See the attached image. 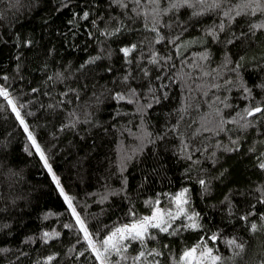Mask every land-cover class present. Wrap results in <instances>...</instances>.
I'll return each instance as SVG.
<instances>
[{"label":"snow or ice","instance_id":"obj_1","mask_svg":"<svg viewBox=\"0 0 264 264\" xmlns=\"http://www.w3.org/2000/svg\"><path fill=\"white\" fill-rule=\"evenodd\" d=\"M37 17L48 40L25 29ZM81 33L93 51L54 70ZM5 51L0 123L18 125L64 209L38 217L56 216L59 228L13 244L38 205L17 191L24 169L12 133L3 136L0 264H264V0H7ZM35 72L43 79H30ZM109 103L105 126L98 114ZM92 130L119 137L95 213L55 158L61 133L92 139L76 162L86 171L102 148Z\"/></svg>","mask_w":264,"mask_h":264},{"label":"trees","instance_id":"obj_2","mask_svg":"<svg viewBox=\"0 0 264 264\" xmlns=\"http://www.w3.org/2000/svg\"><path fill=\"white\" fill-rule=\"evenodd\" d=\"M7 3V0H0V10H4V5ZM67 19V13L64 14L62 20ZM57 24L64 30V24L58 20ZM26 30H35L38 34L44 31V39L48 40L49 37L46 34V30H42L39 27V18L35 21H31L25 25ZM71 39V38H70ZM55 43L59 44L58 41ZM75 42L80 45L79 49L72 48L69 44H64L61 50L60 56L56 58V62L54 65V70L60 69V62L68 63L71 62L73 65L78 64L83 58H86L88 54H90L95 48V44L90 40L87 42V51L84 50L85 40L83 38V34L79 38H76ZM198 48H193L192 51H197ZM187 54V53H186ZM29 55L35 56V53H30ZM8 54L7 51L4 52L2 56H0V66L7 68L9 65L7 63ZM34 76L36 80H42L43 75L35 72L30 76V79ZM57 88L62 89V85H57ZM40 96L42 101H46L47 97L41 96L40 93L36 94ZM112 111V106L109 103L107 110L100 112L98 115L101 119H103L107 126L110 120V113ZM156 118L155 115L153 117ZM48 132L52 131L51 126L47 129ZM8 133H12V144L15 148V155L18 158L17 163L21 168L24 169L23 173V182L17 185V191L21 194L31 193L32 203L34 205H38V207L26 209L29 213L24 217V220L21 222L19 227L15 229V237L13 240V244H16L20 239L23 238L24 235L29 234V230L36 231L38 228L42 226H51L53 228H59V225L56 223L57 217L54 215H50L48 220L39 219L44 212H48L49 210L52 213H60L63 212L64 205L62 199L58 196L55 191H52L49 188V177L46 175L44 170L40 165H37L34 160H30L26 153L23 151V143L26 139L21 136L18 131V125L12 126L11 120L7 122L0 123V139L3 136L8 135ZM90 135L94 136L97 143L102 144V148L98 151L99 160H97L96 154L93 155L92 159L89 161L88 165H86V171L78 172L76 168V162L83 155V153L87 150L89 144L93 143L92 139H87L84 142L79 141V137H73L72 135H68L65 133L60 134V138L57 141L59 147L55 151L56 162L59 165L60 171L63 173V176L66 178L67 185L71 186V193L73 195L79 196L80 199H87L90 204V208L88 211L95 213L97 211L96 204L99 201L94 202V197L102 194L100 185L103 184L104 173L111 169H115L117 160V150L119 148V144L115 141L119 139V137H113L112 135L104 136L103 133L96 132L92 130ZM130 139V138H129ZM51 140L50 136L45 137V143ZM66 142H71V145L68 148L64 147ZM103 162V163H101ZM130 183L133 181V178L130 177ZM256 179V177H253ZM113 183H116V180H113ZM159 191V188L157 189ZM86 193L88 194L86 196ZM151 191H147L143 195H151ZM100 207H104V205H100ZM137 208L139 211L143 212L145 210V206L137 203ZM86 216L88 212L84 213ZM2 246V245H0Z\"/></svg>","mask_w":264,"mask_h":264}]
</instances>
